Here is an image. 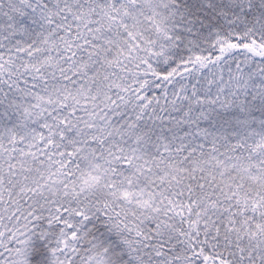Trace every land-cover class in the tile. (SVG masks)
<instances>
[{
  "label": "snow or ice",
  "instance_id": "obj_1",
  "mask_svg": "<svg viewBox=\"0 0 264 264\" xmlns=\"http://www.w3.org/2000/svg\"><path fill=\"white\" fill-rule=\"evenodd\" d=\"M0 264H264V0H0Z\"/></svg>",
  "mask_w": 264,
  "mask_h": 264
}]
</instances>
